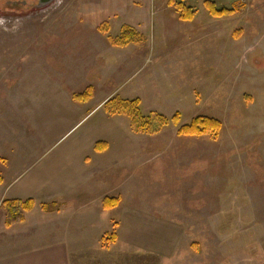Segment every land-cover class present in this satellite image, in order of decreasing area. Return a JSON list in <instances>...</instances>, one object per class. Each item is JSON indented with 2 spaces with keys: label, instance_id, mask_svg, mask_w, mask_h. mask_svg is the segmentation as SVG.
Instances as JSON below:
<instances>
[{
  "label": "rangeland",
  "instance_id": "1",
  "mask_svg": "<svg viewBox=\"0 0 264 264\" xmlns=\"http://www.w3.org/2000/svg\"><path fill=\"white\" fill-rule=\"evenodd\" d=\"M34 1L0 3V254L28 198L72 264H264V0Z\"/></svg>",
  "mask_w": 264,
  "mask_h": 264
},
{
  "label": "crops",
  "instance_id": "2",
  "mask_svg": "<svg viewBox=\"0 0 264 264\" xmlns=\"http://www.w3.org/2000/svg\"><path fill=\"white\" fill-rule=\"evenodd\" d=\"M14 199L25 201L28 198ZM32 210L25 214L26 219L24 223L14 225V227L20 226V228L11 229L13 226L7 228L13 230L20 238L28 235L30 238V246L25 243L29 240L23 239L24 242L7 254H3L2 249L0 264H72L71 258L76 257V253H74L76 250L71 249L67 244V237H63V233H61L62 239L60 241L55 240L58 239L57 224H54V221L47 220L46 218L41 222L28 223L29 218L32 216ZM41 212L44 213L42 209ZM44 214L45 216L43 215V217H49L60 216L61 213L53 211ZM66 233H68V229Z\"/></svg>",
  "mask_w": 264,
  "mask_h": 264
},
{
  "label": "trees",
  "instance_id": "3",
  "mask_svg": "<svg viewBox=\"0 0 264 264\" xmlns=\"http://www.w3.org/2000/svg\"><path fill=\"white\" fill-rule=\"evenodd\" d=\"M207 7L209 8V11L212 16L218 17V16H224V15H230L232 14V10L228 9H216L211 3H206ZM132 102H128L127 104H131ZM126 103V102H122ZM113 106V109H111V105ZM117 104H120V101L117 102L115 100L107 101L103 107L106 109L110 108L111 113L116 112V109L118 108ZM116 106V107H115ZM110 113V112H109ZM155 115V113H153ZM175 124L179 122V113H176L172 119ZM221 129V123L219 120H216L214 118L210 117H195L193 118L189 124L180 126L177 130L178 136H202V135H212L216 136L218 131ZM98 146V145H96ZM34 201L29 200H4L1 203L2 209L5 211V218H4V226L6 228H9L15 224H21L24 222L25 213H28L33 208ZM119 203L118 199L112 198V197H106L103 200L102 208L103 210H110L114 207H116ZM41 209L44 213H49L53 211H59V205L52 202L50 206L47 204L41 205ZM112 238L115 240V235L112 236Z\"/></svg>",
  "mask_w": 264,
  "mask_h": 264
},
{
  "label": "flooded vegetation",
  "instance_id": "4",
  "mask_svg": "<svg viewBox=\"0 0 264 264\" xmlns=\"http://www.w3.org/2000/svg\"><path fill=\"white\" fill-rule=\"evenodd\" d=\"M47 1L49 0H35L33 4V7H38V4L40 3V5H44ZM1 2H5V5L11 7L14 6L17 10V12H19L18 10H20L21 7H25V6H29L32 9V2L28 3V0H0Z\"/></svg>",
  "mask_w": 264,
  "mask_h": 264
},
{
  "label": "water",
  "instance_id": "5",
  "mask_svg": "<svg viewBox=\"0 0 264 264\" xmlns=\"http://www.w3.org/2000/svg\"><path fill=\"white\" fill-rule=\"evenodd\" d=\"M52 0H49V1H47L44 5H40V3L38 4V7H42V6H45L47 3H49V2H51Z\"/></svg>",
  "mask_w": 264,
  "mask_h": 264
}]
</instances>
